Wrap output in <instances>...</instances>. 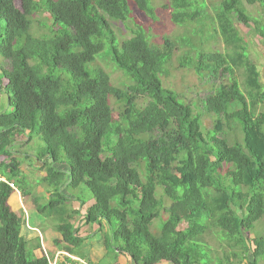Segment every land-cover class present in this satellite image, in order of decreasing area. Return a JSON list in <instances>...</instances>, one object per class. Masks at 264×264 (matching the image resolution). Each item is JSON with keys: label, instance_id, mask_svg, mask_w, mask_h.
I'll use <instances>...</instances> for the list:
<instances>
[{"label": "trees", "instance_id": "obj_1", "mask_svg": "<svg viewBox=\"0 0 264 264\" xmlns=\"http://www.w3.org/2000/svg\"><path fill=\"white\" fill-rule=\"evenodd\" d=\"M246 1L264 9V0ZM202 3L206 9L204 0H171L172 23H194L204 15ZM132 7L154 15L150 0H0V94H7L10 106L0 112V264H48L40 237L36 244L25 238L26 219L10 205L12 196L26 195L18 188L23 169L17 147L36 137L42 145L34 160L48 164L42 182L50 198L38 212L49 208L48 216H62L54 241L61 250L77 255L89 237L80 235L81 226L96 224L107 249L133 264H207L210 227L230 240L223 255L229 264H235L232 257L236 264H258L264 255V239L250 237L264 216V111L258 110L264 86L231 16L252 24L263 40L264 23L247 14L242 0H222L219 32L231 54L200 50L195 61L181 57L180 66L199 75L230 78L229 86L221 84L201 100L202 111L215 117L205 130L202 112L163 86L175 42L165 37L153 44L138 25L130 38H116L111 21H127ZM42 12L50 17L49 34L35 37L32 18ZM180 44L190 47L191 40L182 37ZM101 53L131 85L115 87L94 66ZM237 68H243V87ZM111 98L122 106L117 117ZM230 122L239 124L241 142L223 136ZM80 185L94 202L82 214L77 208L66 214L63 206L76 199L67 189ZM163 212L166 220L154 234L152 222ZM71 263L67 257L57 261Z\"/></svg>", "mask_w": 264, "mask_h": 264}, {"label": "rangeland", "instance_id": "obj_2", "mask_svg": "<svg viewBox=\"0 0 264 264\" xmlns=\"http://www.w3.org/2000/svg\"><path fill=\"white\" fill-rule=\"evenodd\" d=\"M170 1L171 0H150L151 5L155 9L153 16H148L147 14L138 11L135 7H132L130 18L127 21H111V26L119 42L130 38L137 29L136 25L145 29L147 37L153 44H162L165 37L175 42L177 48L174 52L173 58L170 63L167 64L166 72L161 75L163 86L167 89L174 90L184 102L193 105L195 113L199 114V112H202V123L204 129L209 130L213 127L215 117L202 111L201 100L204 99L209 93L216 91L221 84L226 87L229 86L230 78L228 75L225 77H219L218 79L213 77L210 78L207 72L199 75L192 68L180 66V59L184 55L189 54L191 60L195 61L200 50L204 52H220L224 54H231V48L226 45L222 35L219 32L217 15L222 0H204L206 9L203 3V5H201L204 10V15L198 18V20L194 23L191 22L190 24L182 26L175 25L171 21V10L167 8ZM242 4L246 9L247 14L257 19L259 24L264 23V9L259 3L250 5L246 0H242ZM16 5L17 7H20L19 2H16ZM231 18L233 23H235V26L238 30V35L242 40L240 43H243L242 45L245 47L246 56L256 64L260 72H263L264 40L254 30V26L252 24L250 27H245L241 23L239 24L238 20H236L234 16H231ZM32 20L33 26L31 25L30 32L33 36L44 37L40 35L49 34L48 29L45 28L46 26L50 25V17L47 13H37L34 15ZM2 24H4V22L0 21V25ZM261 27L264 29V24ZM182 37H187L191 40L190 47L180 44V38ZM105 52L106 50H104V53ZM101 56L102 53L98 55L96 61L94 62V66L104 69L109 74L112 85L121 89H125L127 86L132 84V81L121 70L114 66L108 56ZM243 73V68H237L235 71L236 78L242 87L244 86L245 80ZM146 101V98L139 99V103L141 105L145 104ZM110 104L112 106L114 116L117 117L116 113L120 111L122 106L116 103L115 99L113 98L110 99ZM9 110L10 106L8 104L7 94L1 93L0 112ZM258 110L264 111V103L262 106H259ZM238 125L236 123L230 122L225 126V132L223 136L227 138L231 144H234L233 142L235 141H242V132L239 128L240 126ZM20 143L21 144L19 147H17V151L19 153L18 156L21 159L23 174H21L18 188L21 190V192L24 191L26 195L18 198L19 200L17 201V204L19 209L16 212L23 219H26L27 225L34 224L35 220L47 215V222H49L51 226L53 225L50 235L52 237H56L58 233L55 230V227L60 220V216H58L59 214L53 215L51 218L48 217V213L50 211L49 208L46 209V212L43 213V215H40V212H38V208L47 205L50 199L46 195V186L42 182L43 177L46 174L48 164H42L40 167L38 165L41 164H36L35 160L32 158L41 147L42 142L39 137H36L30 142L23 140ZM25 155H29L28 159H23ZM67 192L75 196L76 199L73 202L66 203L65 206H63L66 209V214L70 213L74 208L79 209L81 214L84 213L86 208L93 200L92 192L84 185H80L76 189H67ZM156 195L157 197L160 196L161 191L158 190V194L156 193ZM82 201L85 202L83 206ZM165 202L167 205L170 201L168 198H165ZM10 205L13 209L16 208L14 202H11ZM57 209L58 207H56L53 211H56ZM181 213L184 214L183 211H181ZM166 217V214L163 212L159 218L153 220L151 231L154 234L160 233L161 226L166 220ZM79 218L80 217H77V222L79 221ZM47 222H44V224H47ZM185 226L186 223L183 222L180 225V228H184ZM88 227H90L89 230L91 232L97 229L96 224L89 225ZM250 237L264 239V216L254 224V227L250 230ZM43 238L45 244L47 245L46 236ZM227 240L221 239L219 231L214 227H210L204 235V241L211 246L212 251L209 250V246H206L204 250L205 257L203 262H207V264H229L227 258L223 260V255H225V252H229ZM106 248L109 247L106 246ZM29 249L33 251L31 244L29 245ZM48 250H50L49 247ZM80 252L82 253V256L87 253L84 251L83 247L75 251L76 254H80ZM230 252L232 251L230 250ZM234 253L235 252H232V254ZM112 254L114 253L108 249V255L106 258H110ZM261 258L263 257L260 256L258 261ZM107 259L102 261L101 264H108ZM234 260L235 259L233 257L230 258V262H235L236 264L237 261Z\"/></svg>", "mask_w": 264, "mask_h": 264}, {"label": "crops", "instance_id": "obj_3", "mask_svg": "<svg viewBox=\"0 0 264 264\" xmlns=\"http://www.w3.org/2000/svg\"><path fill=\"white\" fill-rule=\"evenodd\" d=\"M263 72H264V69H263ZM263 72H260V82L262 83V85L264 83V73ZM263 103H264V101H263ZM33 159H35V158L33 157ZM35 163L38 164L39 162L36 161ZM39 164H41V163H39ZM38 166L41 167L42 164L38 165ZM19 197H21L20 193L12 196V199H10V203L14 202V204L16 206V208L14 209L15 212L19 209V206L17 204ZM93 202H94V200H92L91 204ZM91 204H89V205H91ZM40 215H43V214L40 213ZM54 215H56V214H54ZM52 216L53 215L48 216V217L51 218ZM58 216H60V215H58ZM46 217H47V215L42 216L41 218H38L39 220L38 219L35 220L34 224H28L27 225V223H26V225L23 227L22 232H23V235L25 236V238L29 242H35L39 236L41 239V242L43 244L42 246L45 248V251L48 253V255L51 258H53V257H55L56 253H58L59 251H63V250H61L60 248L55 246L54 241H55V239H57L59 237V233L57 232L58 235L56 237H52L50 235L53 225L51 226V224L49 222H47ZM60 218H61V216H60ZM44 222H47V224H44ZM80 225H82V223ZM89 228L90 227H88V225L83 226V227L81 226V228H80V235L82 237H87L89 235V237H87V239L84 240L83 246H82L84 248V251L87 253H85V254L83 253L84 254L83 256H82L81 252H80V254H77V255L73 254V255L86 260L89 264H101L102 261L107 259L106 257L108 255V249L106 248L105 240H104L105 236H104L103 231H101V232L98 231V226H97V229L95 231H93L94 233L91 232L89 230ZM44 236H46V238H47V245L44 242V238H43ZM35 244H36V242H35ZM48 247L50 248V250H48ZM35 253L37 255H41V251L39 249L38 250L36 249ZM51 253H52V255H51ZM262 257L263 258H261L258 261V264H264V255ZM63 259H64V257H60L58 259V261L63 260ZM107 263L108 264H133L127 256H125L123 254H115V253L112 254L111 257L107 259ZM161 264H169V263L164 262ZM241 264H247V261L244 260Z\"/></svg>", "mask_w": 264, "mask_h": 264}, {"label": "built area", "instance_id": "obj_4", "mask_svg": "<svg viewBox=\"0 0 264 264\" xmlns=\"http://www.w3.org/2000/svg\"><path fill=\"white\" fill-rule=\"evenodd\" d=\"M45 255L48 259V264H57V261L60 257H67L71 260V264H89L86 260L71 255L70 253L66 252V251H59L58 253H56L55 257L51 258L48 253L45 251Z\"/></svg>", "mask_w": 264, "mask_h": 264}]
</instances>
